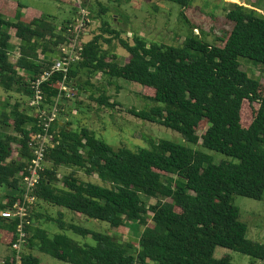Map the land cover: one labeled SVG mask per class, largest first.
I'll return each mask as SVG.
<instances>
[{"label": "trees", "instance_id": "1", "mask_svg": "<svg viewBox=\"0 0 264 264\" xmlns=\"http://www.w3.org/2000/svg\"><path fill=\"white\" fill-rule=\"evenodd\" d=\"M50 1L68 4L72 16L61 20L33 8L25 14L21 3L0 0V88L7 95L0 102V244L9 249L18 240L20 221L5 218L2 212L24 201L34 136L44 132L37 109L30 106L35 98L33 82L52 67L80 12L75 1ZM167 1L189 5V0ZM86 2L82 1L84 9ZM242 2H225L227 19L234 25L227 36L211 43L192 26L180 47L150 42L137 33L125 38L124 30L107 20L113 9L101 0L90 8L97 14L91 16L87 10L101 26L97 32L89 30L90 23L84 29L80 58L68 76L54 73L44 83L41 108L54 107L65 94L62 83L73 87L82 74L128 80L153 92L143 96L156 104L148 110L130 109L131 115L239 163L215 164L211 155L168 140L150 141L149 148L113 150L94 131L56 121L50 130L54 145L47 148L34 192L36 203L105 222L112 229L136 223L144 230L137 248L131 241L67 223L62 212L57 218L44 217L34 203L21 264H42L33 253L36 250L70 264H234L230 257L215 258L218 247L264 263V243L248 239V226L233 203L235 196L258 201L264 197V84L243 71L240 61L264 66V7L252 0ZM11 29L21 40L18 48L12 44ZM88 35L92 38L86 40ZM114 45L128 53L127 63L121 65L112 54ZM17 49L20 56L12 63L11 53ZM77 86L80 93L96 88L90 81H78ZM97 91L101 95L90 98L100 106L118 105L106 90ZM245 102L259 106L246 128ZM202 127L205 131L199 136ZM63 168L74 170L60 180ZM77 170L97 176L101 183L82 180ZM153 199L156 203L150 205ZM47 222H56L62 232L90 236L94 244H80L64 233L52 236L44 228ZM16 255L12 250L5 264H16Z\"/></svg>", "mask_w": 264, "mask_h": 264}, {"label": "rangeland", "instance_id": "2", "mask_svg": "<svg viewBox=\"0 0 264 264\" xmlns=\"http://www.w3.org/2000/svg\"><path fill=\"white\" fill-rule=\"evenodd\" d=\"M13 1H19L25 6L37 8L47 14L59 16L63 19L69 17V15H66L67 9L64 5L50 0ZM74 1L79 4L78 0ZM96 1L97 0H88V2H86L87 8L85 9L91 13L90 8L96 5ZM101 1L106 4V6L112 7L113 12L107 17V20L111 22L114 28L122 31L124 30L125 38H131L133 34L137 33L150 42H158L175 47H180L183 44L185 38L191 33L192 26L197 27L195 31L196 34H200L201 37L211 43H215L217 38L227 36L228 33L234 29V25L227 19L225 2L229 4H243L242 0H189V5L184 8L178 3L169 2L167 0H122V4L114 1L109 2V0ZM252 1L264 7V0ZM95 14H97V9L91 13V16ZM118 14L120 16H118ZM122 15L124 17H122ZM100 26V20L91 17L89 30L97 32ZM11 34L13 37L12 44L14 47L18 48L21 45V40L17 38L14 29H11ZM91 38L92 35H88L86 40ZM17 50L11 53L10 58L12 63H16L20 56V51ZM111 52L117 55L121 65L128 62L129 55L122 48L114 45ZM42 59H44V56H42ZM240 61L243 71L264 84V66L255 64L246 59H241ZM78 81L82 84L90 81L96 88H91V91L87 90L80 93L77 86ZM74 85L76 87H68L69 91L66 90L64 92L65 94L58 100L59 116L57 120L63 123L71 122L72 128L76 130L78 127L83 126L94 131L98 137L105 140L113 150H118L120 147H128L132 150L149 148L150 141L158 142L160 140H168L192 150H200L211 155L215 164H220L222 162L239 163L238 160L224 154L206 150L201 145L187 143L178 132L172 129L161 126L158 123H151L138 119L131 115L128 112L130 109L148 110L156 105L143 96L153 95V92H146V88L138 83L124 79L113 80L102 74H97L91 78L82 74L80 78L74 82ZM97 89L106 90L111 101L117 102L118 105L115 108L103 107L100 106L98 102L92 100L90 98L91 95L95 98L101 95V92H98ZM77 91L80 93L79 96H77ZM67 93H69V95H66ZM6 96L2 88H0V102L3 103L7 98ZM258 108L259 106L257 104L251 105L245 102L243 111V125L245 128L249 127L253 122ZM204 131L202 127L198 131V135L202 136ZM73 170L72 168L61 169L58 179L62 180L64 174H68ZM77 174L84 181L101 183L97 176L87 177L83 171L79 170H77ZM6 192L7 189L2 190L3 194ZM167 201H170V199ZM155 203L156 200L154 199L149 202L150 205H154ZM233 203L240 209L241 221L248 226V239L258 243H264V197L261 201H258L243 196H235ZM35 207L44 217L45 215H50L57 218L58 213L62 212L65 215V221L67 223H74L94 232L111 234L121 238L124 242L131 241L137 248L139 247L138 240L144 227H139L136 223L121 227L120 229H112L111 226L105 222L88 219L66 209L52 208L46 204L39 203H36ZM43 221L44 220L41 222ZM43 225L52 236L64 233L80 244H94L90 236L84 239L71 231L62 232L58 228L56 222H47ZM23 248L21 253L24 252ZM12 250L13 249H9L0 244L1 264H5V260L12 254ZM26 251L29 250L27 249ZM33 253L40 258L42 264H70L57 260L37 250ZM224 257H230L234 264H264L242 253L218 247L215 251V258L220 259Z\"/></svg>", "mask_w": 264, "mask_h": 264}, {"label": "built area", "instance_id": "3", "mask_svg": "<svg viewBox=\"0 0 264 264\" xmlns=\"http://www.w3.org/2000/svg\"><path fill=\"white\" fill-rule=\"evenodd\" d=\"M80 5L79 16L75 21V24L68 31V40L60 45L58 55L52 60L53 65L49 70H46L41 76L33 82V89L35 90V98L31 102L30 106L37 109L40 115L41 123L43 126V133H38L34 136V159L29 168V174L25 178L26 190L23 195L24 201L17 202L13 209L5 210L2 212V216L9 219L18 218L20 223L18 226V240L13 246V250L16 251L17 263L21 264V250L23 245L26 243V226L30 225V209L31 205L36 202V196L34 195L35 189L37 188L41 172L43 171L45 163V155L48 147L54 145V135L50 132L52 124L55 123L59 116V99L57 104L49 109L41 108L43 104L44 94L42 86L44 83L50 80L54 73H63L66 77L72 67V65L80 58V38L84 32L86 26L91 23L90 13L82 8V0H78ZM72 34V36H71ZM68 90V86L65 82L61 85V92ZM66 95H69L67 93Z\"/></svg>", "mask_w": 264, "mask_h": 264}, {"label": "crops", "instance_id": "4", "mask_svg": "<svg viewBox=\"0 0 264 264\" xmlns=\"http://www.w3.org/2000/svg\"><path fill=\"white\" fill-rule=\"evenodd\" d=\"M13 1V0H12ZM71 1H74V0H67V2H71ZM17 2H19V1H17ZM19 3H21V2H19ZM55 3H59V2H55ZM22 4V3H21ZM61 5H64L65 7H66V9H67V16L69 15V17L70 16H72V12L70 11V6L68 5V4H64V3H60ZM23 5V4H22ZM24 6V8L22 9V12L23 13H25V14H27V10H28V8H33V9H37V8H34V7H29V6H25V5H23ZM37 10H39V9H37ZM41 11V10H40ZM45 13V12H44ZM54 16V15H53ZM59 19H63L62 17H59V16H57ZM68 17V18H69ZM16 31V30H15ZM10 33H11V31H10ZM12 35V34H11ZM13 38V37H12ZM17 51H19V50H17Z\"/></svg>", "mask_w": 264, "mask_h": 264}]
</instances>
